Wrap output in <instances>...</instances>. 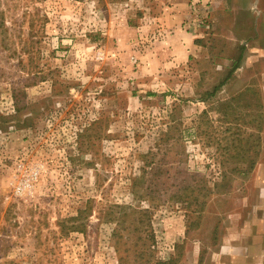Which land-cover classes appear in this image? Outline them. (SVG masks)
Here are the masks:
<instances>
[{
  "label": "rangeland",
  "instance_id": "1",
  "mask_svg": "<svg viewBox=\"0 0 264 264\" xmlns=\"http://www.w3.org/2000/svg\"><path fill=\"white\" fill-rule=\"evenodd\" d=\"M261 16L262 0H0V264L215 254L257 205L264 106L238 67Z\"/></svg>",
  "mask_w": 264,
  "mask_h": 264
},
{
  "label": "crops",
  "instance_id": "2",
  "mask_svg": "<svg viewBox=\"0 0 264 264\" xmlns=\"http://www.w3.org/2000/svg\"><path fill=\"white\" fill-rule=\"evenodd\" d=\"M171 16L178 21L184 18L182 14ZM258 22L259 31L256 29L258 40L254 43L250 41L249 54L244 65L242 63L238 68L243 74L240 78L241 83L249 88L256 85L264 106V16H261ZM178 28L179 26L175 29L176 33L180 37L184 36L185 33ZM245 73L250 74L249 78L244 77ZM242 90L245 91V88ZM260 114L263 127L261 132L264 134V110ZM257 171L258 183L256 189L252 190V195L257 201V205L253 206L254 210L249 213L246 221L236 222L233 227L226 229L215 254L205 255L202 259L195 258V264H264V160L259 163Z\"/></svg>",
  "mask_w": 264,
  "mask_h": 264
},
{
  "label": "trees",
  "instance_id": "3",
  "mask_svg": "<svg viewBox=\"0 0 264 264\" xmlns=\"http://www.w3.org/2000/svg\"><path fill=\"white\" fill-rule=\"evenodd\" d=\"M238 67V65L236 64L233 69H236ZM217 89V87L214 88L213 92H215V90Z\"/></svg>",
  "mask_w": 264,
  "mask_h": 264
}]
</instances>
